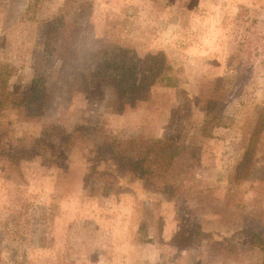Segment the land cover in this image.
<instances>
[{
  "label": "rangeland",
  "instance_id": "374dc122",
  "mask_svg": "<svg viewBox=\"0 0 264 264\" xmlns=\"http://www.w3.org/2000/svg\"><path fill=\"white\" fill-rule=\"evenodd\" d=\"M113 44L161 53L175 85L118 97L115 74L94 68ZM3 64L5 89L42 76L47 98L33 120L0 110V148L43 139L17 165L0 157V264L260 263L264 124L243 155L264 108V0H0ZM104 136L171 142L173 196L118 172L94 151ZM91 169L119 194L84 189ZM195 229L235 249L210 256Z\"/></svg>",
  "mask_w": 264,
  "mask_h": 264
},
{
  "label": "trees",
  "instance_id": "16d2710c",
  "mask_svg": "<svg viewBox=\"0 0 264 264\" xmlns=\"http://www.w3.org/2000/svg\"><path fill=\"white\" fill-rule=\"evenodd\" d=\"M50 24L52 21L48 24L47 29ZM163 58L161 53H145L142 56H136L129 49L113 44L101 47L95 52L94 68L98 71L114 73L118 97L133 100L136 95H141V92L157 84L165 87L175 85L176 79L169 74L170 68L163 62ZM4 68V64L0 66V70ZM4 73V76H0V110L6 107L17 108L26 116V119L33 120L42 111V105L47 98L44 77L37 75L32 77L28 88L16 95L5 89L7 70ZM263 113L264 108H261L260 114L255 120L254 131L247 140L246 152L244 151L243 157H248L247 150L253 151L257 131L264 124V117H261ZM40 137L33 140L29 149L24 146H16L15 149L2 147L0 148V157H4L14 165H17L21 159L31 158L34 155L35 147L43 143V139H39ZM45 143H50V141L47 140ZM174 149L175 146L165 139L142 137L122 139L109 136H104L100 143L94 147L95 152L98 151L101 156H106L115 163L118 172L140 180L152 192L164 194L168 198H171L177 190V185L173 182L174 171L175 167L181 163L180 160L172 161L176 154ZM82 184L84 189L87 184L92 187L96 186L103 196L108 193L116 196L121 190V187L116 184L114 174L108 171L96 172L91 169L83 177ZM144 215H147L146 209L142 216ZM70 224H66L65 229ZM193 237V239L202 241L205 252L213 257H225L227 253L235 249L232 237L220 235L215 231L201 232L195 229ZM252 237L253 246L260 253V263L258 264H264L263 227L253 230Z\"/></svg>",
  "mask_w": 264,
  "mask_h": 264
}]
</instances>
